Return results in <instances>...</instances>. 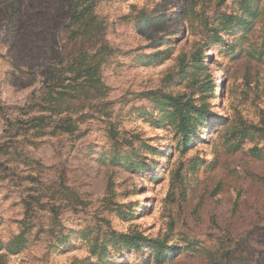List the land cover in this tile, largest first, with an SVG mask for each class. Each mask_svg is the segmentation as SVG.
<instances>
[{
    "label": "rangeland",
    "instance_id": "1",
    "mask_svg": "<svg viewBox=\"0 0 264 264\" xmlns=\"http://www.w3.org/2000/svg\"><path fill=\"white\" fill-rule=\"evenodd\" d=\"M148 92L208 110L190 144ZM263 228L264 0H0V264H253Z\"/></svg>",
    "mask_w": 264,
    "mask_h": 264
},
{
    "label": "trees",
    "instance_id": "2",
    "mask_svg": "<svg viewBox=\"0 0 264 264\" xmlns=\"http://www.w3.org/2000/svg\"><path fill=\"white\" fill-rule=\"evenodd\" d=\"M223 1V0H221ZM89 5L78 6L74 5L70 9V18L71 22H78L81 20H85V24L81 26L83 28L89 27L90 18H88V9ZM191 15V14H190ZM197 20L196 16H193ZM200 19V17L198 16ZM235 19H240L238 16L234 15L233 13L225 14V21L227 24L233 22ZM209 38L214 39V35L208 36ZM212 43L209 39H203L202 37L195 40L192 45L191 51V61L203 64L204 59H207L208 56L204 55V51L210 46ZM147 97L159 98L161 100L160 111L162 113V117L168 119L171 124L173 125L175 131L179 134V139L187 144H190L192 138L194 137L195 128L203 122L201 121L207 116L208 110L205 109L202 104H195L194 101L190 98L186 100H182L180 97H172L171 95H164L159 94L156 96L154 92L146 93ZM257 214L263 213L261 211H256ZM263 236H264V228H263ZM141 241V237L137 234H129L121 236V242L126 244L128 247H139V242ZM157 250L156 256L159 257L161 260L165 255H171L169 250H163L162 245L155 244ZM163 247V248H162ZM162 248V250H161ZM218 250L226 251V254H229V262H239L241 261V254L247 253L249 249L245 246V242L238 243L236 241L224 242L221 241L217 245ZM165 251V252H164ZM246 251V252H245ZM249 255V253H247ZM252 256L251 262L253 264H264V248L259 250L258 254L253 252L250 254Z\"/></svg>",
    "mask_w": 264,
    "mask_h": 264
}]
</instances>
